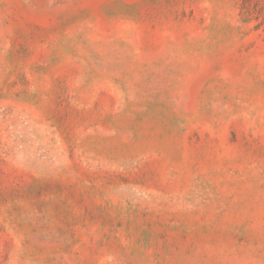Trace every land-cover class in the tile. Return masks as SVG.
<instances>
[{
    "label": "rangeland",
    "instance_id": "obj_1",
    "mask_svg": "<svg viewBox=\"0 0 264 264\" xmlns=\"http://www.w3.org/2000/svg\"><path fill=\"white\" fill-rule=\"evenodd\" d=\"M0 264H264V0H0Z\"/></svg>",
    "mask_w": 264,
    "mask_h": 264
}]
</instances>
